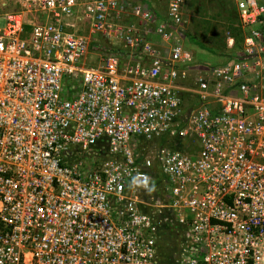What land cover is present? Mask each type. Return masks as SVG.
<instances>
[{
	"label": "built area",
	"instance_id": "2783aa9c",
	"mask_svg": "<svg viewBox=\"0 0 264 264\" xmlns=\"http://www.w3.org/2000/svg\"><path fill=\"white\" fill-rule=\"evenodd\" d=\"M18 1L0 15V264H158L162 210L179 264H264V0L238 8L239 49L197 65L183 0L167 25L135 0ZM97 36L125 62L87 63Z\"/></svg>",
	"mask_w": 264,
	"mask_h": 264
},
{
	"label": "rangeland",
	"instance_id": "374dc122",
	"mask_svg": "<svg viewBox=\"0 0 264 264\" xmlns=\"http://www.w3.org/2000/svg\"><path fill=\"white\" fill-rule=\"evenodd\" d=\"M18 0H0V15L11 10L19 9ZM156 6L161 8L166 6L168 0H154ZM181 15L180 29L182 32L191 35L201 46L204 52H209L208 48L216 51H223L225 49L224 42L227 35L236 36L237 28V13L235 0H184ZM227 18V19H226ZM134 20V19H133ZM131 17L125 15L121 20V24L133 21ZM91 43H94L91 46ZM108 47L116 51V55L123 64L125 62L124 48L121 47L120 40H105L96 37V40L90 41L88 45V54L86 62L95 64L99 52L102 48ZM207 48V49H205ZM210 53V52H209ZM196 59L200 62L214 63L212 56H205L197 53ZM158 223V239L170 238L176 243H171L169 250H173L175 255L178 249V241L183 240L184 231L175 223L169 224L170 216L162 210L159 216ZM161 248V249H160ZM158 253L159 264L166 262L165 250L163 246H159ZM157 255V253H156ZM173 256V258L175 257ZM178 255V254H177ZM157 258V259H158ZM179 255L175 257L173 263L167 261L165 264H179Z\"/></svg>",
	"mask_w": 264,
	"mask_h": 264
},
{
	"label": "crops",
	"instance_id": "0c3cea01",
	"mask_svg": "<svg viewBox=\"0 0 264 264\" xmlns=\"http://www.w3.org/2000/svg\"><path fill=\"white\" fill-rule=\"evenodd\" d=\"M129 1H132V0H129ZM135 1H138L142 4L145 5L146 8H148L151 13L153 14V17H154V20H153V24H157L158 22H163L166 24V8H167V3H166V6L161 8V10H159V8L156 6V4L153 2L154 0H135ZM184 1V0H183ZM236 1V13L238 11V8L243 4V0H235ZM19 5V9H21V6L20 4L18 3ZM183 8V2H182V7H181V10ZM18 10V9H16ZM12 11V10H11ZM181 15H182V11H181ZM33 19V16L32 14H27L25 16V20H26V23L27 22H30L31 20ZM134 19V20H133ZM132 20L134 22H137L136 18L132 17ZM167 25V24H166ZM152 26V24H151ZM26 28H27V25H26ZM236 28H237V35L236 36H232V35H227L226 38L229 36L232 38V42H233V45L232 47H228L226 45V38H225V42H224V47L225 49L223 51H216L214 49H211V48H208L209 52H204L202 49H204L203 46H201L191 35L189 34H186L185 32H182V30L179 28L178 29V37L179 39L181 40L183 46L187 49H190L192 51V60L194 63V65H197V53L198 54H202V55H205V56H212L213 58V62H219L222 57H226V56H230L231 52L234 51V50H237L239 49V46H240V43H241V39H242V35H243V31L242 29L239 27V24H238V16H237V21H236ZM152 33V31H151ZM150 32L146 35L147 38L153 42V43H158V37L156 35H153L151 34ZM207 49V48H205ZM200 62V61H199ZM158 185V184H156ZM158 187V186H157ZM156 187V188H157ZM157 190L159 191V189L157 188ZM141 195H138V197H140ZM153 197L151 198V202L154 200V198H157L158 196L155 195V193L152 195ZM142 197V196H141ZM158 227V226H157ZM155 229V233H156V258H158V253L160 252V249H159V246H163L164 250H165V253H166V257H164L165 261H169L170 263H173L172 261L175 262L174 258L179 255V251H180V247L183 245V241L180 240V242L178 241V249H177V253L175 255V252H173V250H169L170 248V245L171 243H176L174 242L173 240H171L170 238H162V239H158V229ZM181 230L185 231V229L183 227H181ZM184 236V234H183ZM178 254V255H177ZM171 255H175V257L173 258V256L171 257ZM157 262L159 264V258L157 259ZM166 262H163L162 261V264H165Z\"/></svg>",
	"mask_w": 264,
	"mask_h": 264
},
{
	"label": "trees",
	"instance_id": "16d2710c",
	"mask_svg": "<svg viewBox=\"0 0 264 264\" xmlns=\"http://www.w3.org/2000/svg\"><path fill=\"white\" fill-rule=\"evenodd\" d=\"M227 19V18H226ZM94 43H91V46L93 45Z\"/></svg>",
	"mask_w": 264,
	"mask_h": 264
}]
</instances>
